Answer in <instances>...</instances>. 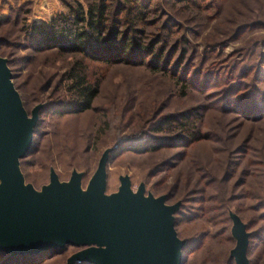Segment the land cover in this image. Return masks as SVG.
<instances>
[{"label":"rangeland","instance_id":"rangeland-1","mask_svg":"<svg viewBox=\"0 0 264 264\" xmlns=\"http://www.w3.org/2000/svg\"><path fill=\"white\" fill-rule=\"evenodd\" d=\"M60 1L0 0V58L6 61L27 115L36 105L41 106L31 148L18 161L23 183L40 192L48 184L50 171L59 183L67 182L75 172L80 175L82 192L102 153L108 150L104 195L116 193L119 177H127L131 193L142 185L144 196L157 198L168 193L165 205L180 203L173 226L176 237L195 247L183 264H229L235 244L230 233L231 214L250 235L247 263L264 264V63L260 66L264 61V0H195L197 7L174 0H150L143 41L161 37L166 49L177 43L172 63L182 55L183 63L191 66L190 73L199 72L200 78L182 86L165 73L143 67L120 64L94 72L89 68V79L97 83L98 93L91 108L81 113L68 107L65 74L78 57L32 52L20 30L21 23L30 25L65 14ZM74 1L83 7L87 2ZM167 24L177 26V32L167 33ZM205 79L210 87L206 92L201 89ZM239 81L250 86L232 98L241 108L232 105L222 111L223 96L219 95ZM244 105L250 110H243ZM251 107H255L252 114ZM188 109H198L202 116L199 129L203 139L199 142L145 154L112 153L122 139L144 141L141 135L160 115ZM227 171L233 174L224 182ZM200 178L214 181L206 193L223 198L224 209L213 225L204 217L211 212L203 214L202 208L214 204L197 202L198 195L193 194L204 187ZM81 250L66 247L42 264H74L70 258Z\"/></svg>","mask_w":264,"mask_h":264},{"label":"water","instance_id":"water-1","mask_svg":"<svg viewBox=\"0 0 264 264\" xmlns=\"http://www.w3.org/2000/svg\"><path fill=\"white\" fill-rule=\"evenodd\" d=\"M40 107L27 115L0 58V252L23 256L71 246L82 247L71 262L181 264L184 242L173 228L179 204L167 206L164 196H144L142 185L131 193L127 177H119L116 193L104 195L108 150L82 192L75 172L59 183L50 171L40 192L23 183L18 161L31 148ZM230 219L235 244L229 258L247 264L248 234L236 215Z\"/></svg>","mask_w":264,"mask_h":264},{"label":"trees","instance_id":"trees-1","mask_svg":"<svg viewBox=\"0 0 264 264\" xmlns=\"http://www.w3.org/2000/svg\"><path fill=\"white\" fill-rule=\"evenodd\" d=\"M124 1L87 0L85 7H83L78 1L71 0L66 3L61 0L65 14H57L47 21L30 25L21 23L20 30L26 36L28 46L32 52L55 51L60 54H71L78 57L65 73L68 82L66 90L70 97L68 107L71 112L81 113L89 110L92 101L98 93L97 83L89 79L91 75L89 68H91V72H94L99 68H109L120 64L143 67L152 73H165L175 83H180L182 86H186L188 81L194 82L200 78L199 72L190 73L191 66L188 62L183 63L182 55L179 54L172 63L171 60L176 52L177 43L174 42L175 47L172 45L166 49V40L161 37H155L152 40H146V42L143 41L147 15L151 13L148 10L150 0ZM174 1L185 5L191 3L192 6L197 7L195 0ZM23 13L26 14L27 12L24 11ZM8 20L5 23H8ZM172 27L174 29L171 33ZM166 29V32L168 33V30H170L169 33L172 35L177 32V26L174 24L172 26L167 24ZM240 30L243 29L240 28ZM263 63L264 61L260 63V66ZM250 70L245 74L250 73ZM206 80L208 79L203 80L201 87L205 92L210 90V87H208L209 81ZM241 88L245 90L250 88V86L244 87L240 81L226 86L223 93L219 95L220 97L223 96V101L221 102L222 111H228L232 105L236 109L241 108L238 101L232 100ZM248 107L246 105L243 110L249 111ZM254 109L255 107H251L250 114L254 112ZM260 114L257 113L256 115L260 116ZM201 119L202 116L198 109H188L173 115H160L147 128L146 133L141 135L145 138L144 141L134 143L126 138L122 139L115 144L112 153L119 154L120 152L128 151L135 154H145L165 148H188L203 139L199 129ZM163 132L176 134L169 138L157 136V134ZM235 153H238L235 157H239V152ZM232 174V171H227L224 182L230 179ZM199 180L201 182L203 180L204 187L195 190L193 194L198 195L197 202L214 204L213 206H208V209L204 207L202 208L203 210L201 209L203 214L211 212L209 216L204 217L206 222L208 221L213 225L215 223L213 220L218 214L221 216L224 209L222 206L223 198L217 194L209 195V193H206V188L212 186L214 181L206 182L205 178H200ZM164 197V201H168L170 195L167 193ZM177 214V211L173 214V226L175 225V215ZM244 227L246 232V226L244 225ZM249 237L250 235L247 237V243L250 239ZM183 242L181 264H183L185 256L195 248L192 247V244L187 245L185 241ZM66 247L71 246L23 256H10L0 252V264H42L64 252ZM227 262L230 264L233 260L229 258ZM74 264L90 263L79 261Z\"/></svg>","mask_w":264,"mask_h":264}]
</instances>
